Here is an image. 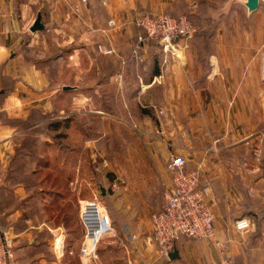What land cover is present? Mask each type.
Here are the masks:
<instances>
[{"label":"crops","instance_id":"obj_1","mask_svg":"<svg viewBox=\"0 0 264 264\" xmlns=\"http://www.w3.org/2000/svg\"><path fill=\"white\" fill-rule=\"evenodd\" d=\"M217 3V14L206 9ZM149 11L190 15L195 35L162 57L136 23ZM39 14L45 27L33 32ZM213 18L218 27L204 22ZM99 44L116 54L101 53ZM124 116L140 129L126 126ZM116 138L128 151L122 161L135 169L109 215L131 264H234L244 249L262 253L264 264V222L252 216L264 212V0L254 11L246 0H88L79 13L67 2L0 0V223L17 247L15 263L99 264L101 241L94 247L87 236L79 262L69 254L77 239L69 245L60 227L41 215L38 224L18 223L26 211L43 210L37 189L49 170L69 180L68 193L80 195L84 209L95 203L105 214L83 188L89 176L82 162L92 164L94 148L104 153ZM173 153L212 184L216 236H182L179 257L159 262L146 212L164 204ZM245 211L251 216H240ZM240 218L252 220L249 232L236 229ZM45 229L54 236V259L41 248L26 252L24 244L40 242ZM220 244L229 263H221Z\"/></svg>","mask_w":264,"mask_h":264},{"label":"built area","instance_id":"obj_2","mask_svg":"<svg viewBox=\"0 0 264 264\" xmlns=\"http://www.w3.org/2000/svg\"><path fill=\"white\" fill-rule=\"evenodd\" d=\"M54 1L70 3L76 13L81 11L82 5L88 4V0H80L79 3H73V0ZM136 23L143 28L151 40L160 45L165 55L173 51L177 40L183 39L187 42L196 32L189 15L174 16L166 12L149 11L138 15ZM110 25H115V21L110 20ZM98 50L106 55L116 54L114 48L105 44H99ZM115 77L120 79L122 73L115 74ZM135 129H140V127L135 124ZM167 169L171 175L172 185L165 190L162 208L151 214V226L158 258L165 261L170 259V254L176 249L177 241L182 236L190 239L215 238V204L217 202L212 184L203 180L199 169H190L184 156L171 154L167 161ZM85 206L81 219L87 231L90 223L98 222V227L93 234L90 235L89 231L87 234L94 247L104 236L118 235L117 228L109 214H101L95 203ZM90 207L96 210V221L89 218ZM252 225V220L248 218H240L235 223L236 229L242 232H249ZM5 236L6 240L3 242L0 235V264H8V260L9 264H17L13 261V238L6 232ZM132 237L135 238V235ZM220 246L225 255L221 263H229L225 244H220ZM81 256H87L85 249H82Z\"/></svg>","mask_w":264,"mask_h":264},{"label":"rangeland","instance_id":"obj_3","mask_svg":"<svg viewBox=\"0 0 264 264\" xmlns=\"http://www.w3.org/2000/svg\"><path fill=\"white\" fill-rule=\"evenodd\" d=\"M206 9H208L210 12H216L217 14L218 3L209 4ZM180 15H188V14H180ZM204 22L206 23L207 26H210L211 28H215L216 26L218 27V18L204 20ZM67 108L70 109V105H68ZM132 117L133 116H124V119L122 118V122L125 123L126 126H128L131 130L134 131L136 129H135V124L132 123V120L130 119ZM65 121L72 122L70 118L66 119ZM68 133L70 134L69 139L73 138L74 135H76V133L74 132L71 133L69 131ZM114 144L115 146H111L109 144V146L105 148L104 153L103 150L95 147L93 160H92L93 163L87 164L85 161L82 162V166H83L82 170L88 171V176H89L87 180L89 181L88 183L85 180L83 181L84 182L83 188L85 189V191L87 190L89 192V196L92 201H97V203H99L100 205L106 208V209L104 208L105 214L111 213L110 207L112 208L114 207L113 205L114 200H116L121 196L120 193L123 190V187L127 184L126 174L128 175L130 171H133L135 169L133 163L122 161L124 155L128 154V151H126V148L119 146V140L117 138L114 139ZM61 155L62 154L60 153V155L58 156L61 157ZM63 155H64V160H68V157L65 156V153ZM64 170H67V172L70 171L69 160L66 162ZM60 178L63 177L60 176ZM63 179L64 180H62V182H60L59 178L58 179L50 178L45 183H43L44 181L42 182L43 183L42 186L37 191L39 197L42 198L41 200H42V204L44 203V208L47 209L46 211L42 210L41 212H38L36 210L32 212L26 211L28 214L27 217L31 218L34 224L35 223L38 224V221L41 219L40 218L41 215L42 219L46 220L47 223L50 224L51 226H56L58 228L60 227V229L64 232V234H66V239L68 241L67 243L69 245L73 243L76 238L77 246L74 249L72 248L73 250H69V254L72 257L77 256V261L80 262L81 253H82L81 250L83 246L81 244L85 242V239L87 237L85 230L86 228H84L81 219V215L84 209V203L82 202L78 203L77 199L79 198L80 195H78L76 192H74L76 193L75 195L68 193L69 180L66 178ZM102 187L106 190L105 195L102 194ZM83 193L84 192L82 191L81 196H83ZM116 213H120V212L118 211ZM146 213H148V218H149L151 216L152 211ZM247 215L251 216V212L245 211L240 216H247ZM255 215L256 216L254 215L252 216L255 217L256 220H258L259 224L263 225L264 215L263 214L260 215L257 213ZM25 219L26 218L21 219V221L18 223L19 227H22L24 224L26 225ZM2 221L7 225L6 218L2 219ZM47 231L50 232L49 230L45 229L40 233L39 235L40 241L43 242L44 251L48 249L46 253L49 254L50 258H53L54 236L51 232H50L51 235L49 236ZM246 240L247 239H245L243 242H245ZM33 244L36 246V244L38 243H33ZM28 250H29V255H31L32 253H36V251H38V249L32 247L29 248ZM98 250L101 255L98 257L99 264H111V262L112 264H131L129 258L130 255L127 252H125L124 248L120 245V239L118 238V236H107L103 238L99 243ZM107 250H110L111 255L108 256L109 253L107 252ZM262 256H263L262 253H260L259 255L258 254L254 255L252 254V252L248 253L247 250L244 249L241 255L237 257L234 264H258ZM158 260L159 262L164 261L159 258Z\"/></svg>","mask_w":264,"mask_h":264},{"label":"water","instance_id":"obj_4","mask_svg":"<svg viewBox=\"0 0 264 264\" xmlns=\"http://www.w3.org/2000/svg\"><path fill=\"white\" fill-rule=\"evenodd\" d=\"M260 4V0H246V6L249 8L250 11H254L259 7ZM45 27L44 23L42 22V15L39 14L37 19L35 20L31 30L33 32L38 31V30H43ZM68 87H66L67 89ZM106 190L102 187V194L105 195ZM93 207H90L89 209H92ZM94 209V208H93ZM98 227V222H93L90 223L89 227H88V231L89 234L92 235L93 231ZM0 235L1 238L3 240V242H5L6 240V236H5V231L3 226L0 223ZM179 257V251L177 249H175L171 254H170V259H174ZM8 264H9V260H8Z\"/></svg>","mask_w":264,"mask_h":264},{"label":"trees","instance_id":"obj_5","mask_svg":"<svg viewBox=\"0 0 264 264\" xmlns=\"http://www.w3.org/2000/svg\"><path fill=\"white\" fill-rule=\"evenodd\" d=\"M166 13H169V12H166ZM169 14H171V13H169ZM171 15H174V16H180V15H175V14H171ZM140 27V26H139ZM141 28V27H140ZM142 30H143V28H141ZM143 34H144V36H145V38H148V39H150L147 35H146V33H145V31L143 30ZM143 38V37H142ZM151 40V39H150ZM160 53H161V55H162V57L165 55V52L163 51V49L160 47ZM62 121L61 120H58V121H51L50 122V124H52V125H54L55 123H57V124H59V123H61ZM50 178H55V179H60V182H62V180H64L63 178H60V176H58V175H55V172H53V171H51V170H49L48 171V175H46V177H44V179H41V177H40V184H39V186L41 187L42 186V184L43 183H45L47 180H49ZM44 181V182H43ZM43 182V183H42ZM65 185H66V183H65ZM38 190V189H37ZM37 194H38V191H37ZM38 198H39V195H38ZM32 206H37V204L34 202L33 203V205ZM37 209H38V207H37ZM46 209L47 208H43V211H46ZM34 210H36V209H32V211H34ZM31 210L29 211V212H32ZM36 211H38V212H41V211H39V210H36ZM263 215H264V212H263ZM28 214H27V212L22 216V219L23 218H26L25 220H27L28 219ZM47 233L49 234V236L51 235L50 234V232H48L47 231ZM33 243H36V242H33ZM30 244V246L28 245V242H26V244H24L25 245V247H28V248H35V249H39V248H41V250H44L43 249V242L42 241H40V242H37L38 244H36V246L34 245V244ZM16 249H17V247L15 246V244L13 245V247H12V251H13V253H15L16 252ZM48 250V249H47ZM46 250V251H47ZM29 252V250L28 249H26V252ZM29 254V253H28Z\"/></svg>","mask_w":264,"mask_h":264},{"label":"bare ground","instance_id":"obj_6","mask_svg":"<svg viewBox=\"0 0 264 264\" xmlns=\"http://www.w3.org/2000/svg\"><path fill=\"white\" fill-rule=\"evenodd\" d=\"M90 211L93 212L96 215V218H97L96 210L94 211V209H90Z\"/></svg>","mask_w":264,"mask_h":264}]
</instances>
